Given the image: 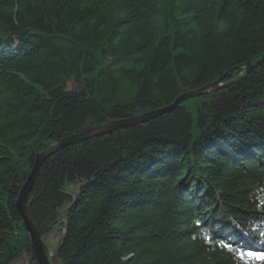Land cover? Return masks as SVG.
<instances>
[{
  "label": "trees",
  "instance_id": "obj_1",
  "mask_svg": "<svg viewBox=\"0 0 264 264\" xmlns=\"http://www.w3.org/2000/svg\"><path fill=\"white\" fill-rule=\"evenodd\" d=\"M263 56L264 0H0V264L29 250L15 202L37 154ZM64 203L59 264H264V61L53 154L26 205L38 234Z\"/></svg>",
  "mask_w": 264,
  "mask_h": 264
},
{
  "label": "water",
  "instance_id": "obj_2",
  "mask_svg": "<svg viewBox=\"0 0 264 264\" xmlns=\"http://www.w3.org/2000/svg\"><path fill=\"white\" fill-rule=\"evenodd\" d=\"M264 61V56L256 61L255 63H246L242 66V73L241 75L234 81L229 83H221V80L214 82L211 85L205 86L201 89L195 90L193 92H188L179 96L174 103L167 108L156 110L153 112L145 113L140 116H136L127 120H121L117 122H110L106 123L102 126L92 128L88 131H84L69 137H66L62 140H59L49 146L43 152L37 154L34 159L33 166L24 182L21 186L17 200L15 202V209L17 214L19 215L20 219L22 220L24 229L27 233L28 240H29V251L31 253V260H36L38 264H48L45 253H44V246L41 242V235L38 234L32 223L29 221L28 217L26 216V205L28 201L29 194L31 192L32 186L34 184L35 178L38 174L40 167L43 163L51 157L56 152L68 148L70 146L77 145L81 142H84L91 138H96L104 135L111 134L118 130L133 127L139 124L147 123L151 120L156 119L157 117L162 116L163 114H168L169 112L173 111L182 103L186 102L187 100L197 98L202 96L203 94L211 91H218L224 88L230 87L236 83H238L242 78L247 76L253 69L258 67ZM237 69V68H236ZM55 258V255L53 256Z\"/></svg>",
  "mask_w": 264,
  "mask_h": 264
},
{
  "label": "rangeland",
  "instance_id": "obj_3",
  "mask_svg": "<svg viewBox=\"0 0 264 264\" xmlns=\"http://www.w3.org/2000/svg\"><path fill=\"white\" fill-rule=\"evenodd\" d=\"M241 73H242V70H241ZM241 73L239 74V76L241 75ZM236 79H234V80H236ZM234 80H232V81H234ZM211 92H216V91H211ZM208 93H210V92H207V93L203 94L202 96L207 95ZM193 99H195V98H193ZM190 100H192V99H190ZM187 101H189V100H187ZM77 189H78V185L75 183H70V182L64 183L63 190L67 195H70L72 199L75 198V194L77 193ZM67 205H68V203H64L60 207V209L58 210V218H57L56 223L52 226L51 230L48 233L41 236V242L44 246V250L47 253V255L50 258H53V256L55 255V263L54 264H59V262L56 259V255H57V250L59 248L60 242L62 241L63 236L65 234L63 215H64V210L67 208ZM26 259H27L26 254L22 253V256L20 255L11 264H23V261L26 263Z\"/></svg>",
  "mask_w": 264,
  "mask_h": 264
},
{
  "label": "flooded vegetation",
  "instance_id": "obj_4",
  "mask_svg": "<svg viewBox=\"0 0 264 264\" xmlns=\"http://www.w3.org/2000/svg\"><path fill=\"white\" fill-rule=\"evenodd\" d=\"M44 253H45V257H46L48 264H54L55 258H50L45 252V250H44ZM25 254H26L27 259H26V263L22 260L23 264H38L36 260H31V253L29 250Z\"/></svg>",
  "mask_w": 264,
  "mask_h": 264
},
{
  "label": "snow or ice",
  "instance_id": "obj_5",
  "mask_svg": "<svg viewBox=\"0 0 264 264\" xmlns=\"http://www.w3.org/2000/svg\"><path fill=\"white\" fill-rule=\"evenodd\" d=\"M251 255V253H249ZM260 258L264 259V256H261Z\"/></svg>",
  "mask_w": 264,
  "mask_h": 264
}]
</instances>
